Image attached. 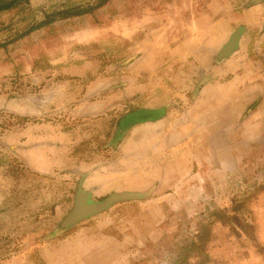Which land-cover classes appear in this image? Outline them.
Masks as SVG:
<instances>
[{"label":"rangeland","instance_id":"rangeland-1","mask_svg":"<svg viewBox=\"0 0 264 264\" xmlns=\"http://www.w3.org/2000/svg\"><path fill=\"white\" fill-rule=\"evenodd\" d=\"M96 1L0 11V264H264V0H107L19 37ZM92 85L74 115L60 89ZM137 99L165 120L114 140ZM81 187L141 195L63 226Z\"/></svg>","mask_w":264,"mask_h":264},{"label":"water","instance_id":"water-1","mask_svg":"<svg viewBox=\"0 0 264 264\" xmlns=\"http://www.w3.org/2000/svg\"><path fill=\"white\" fill-rule=\"evenodd\" d=\"M233 39L227 44L224 45L221 54H226L234 45L236 42V33L233 35ZM157 114L156 110L147 109V110H141L138 112H132L129 114L125 121H130L134 119H145V118H152ZM140 192L136 191H113L106 195L105 197L99 199V200H89L88 199V192L85 190H79L76 193V197L73 203V206L71 207L70 211L65 215L64 219L61 222V225L66 226L69 224H72L82 218H85L93 213H96L98 211L103 210L104 208L108 207L110 204H112L115 201L121 200V199H127L131 197H138L140 196Z\"/></svg>","mask_w":264,"mask_h":264},{"label":"trees","instance_id":"trees-1","mask_svg":"<svg viewBox=\"0 0 264 264\" xmlns=\"http://www.w3.org/2000/svg\"><path fill=\"white\" fill-rule=\"evenodd\" d=\"M29 0H0V11L3 10H8V9H12V8H20L23 7L25 5V3H27ZM252 2H257L260 0H251ZM105 2H107V0H97L94 3H88V4H73V5H67V6H59V7H54L51 10H46L43 13V17L41 19H39L38 21L31 23L29 25H27V27L20 32L19 37L23 36L24 34L29 33L32 30H35L39 27H42L46 24L51 23L53 20L57 19V18H63V17H67V16H71V15H78V14H82L85 12H89L91 10H93L96 7H99L101 5H103ZM6 43H0V46H4ZM165 106L159 107V109H164ZM141 111V110H147V108H140V101H136L134 105H132V108L130 111H128L124 116H126L127 114H129L130 112H134V111ZM145 119H152L150 117L145 118ZM121 119L119 120H115L116 126H115V130H114V140H116L117 138L120 137V135L124 134V131L127 130V128L129 127V125L133 122L136 121H141L144 120L143 119H134L130 122H128V124L123 125L121 123ZM117 137V138H116ZM146 194L149 192H145ZM144 192L142 193V196L145 194Z\"/></svg>","mask_w":264,"mask_h":264},{"label":"crops","instance_id":"crops-1","mask_svg":"<svg viewBox=\"0 0 264 264\" xmlns=\"http://www.w3.org/2000/svg\"><path fill=\"white\" fill-rule=\"evenodd\" d=\"M84 89H86L88 92L91 90L92 92L89 94V96L92 95L91 99H85L84 97ZM61 93L62 95L64 96V98L67 100L68 102V107L70 106L71 110H76L74 111V115H80L81 112L83 114H88V115H95L98 110L100 109L101 107V99H100V89L99 87L95 90V86L92 85V86H89L87 88H83V91H82V94H77L75 93L74 91H67L65 88H61ZM71 98H73L71 100ZM51 100L48 98V101ZM48 101H47V104H48ZM136 101H140V108H147V109H152V110H157V107L153 104H150V103H153L152 101H145L144 99H137ZM135 101V102H136ZM53 103V102H52ZM160 113V111H159ZM163 112H161L162 114ZM160 114V115H161ZM159 115V116H160ZM159 116L157 115V117H154L152 119H150L152 122H158V121H162V120H165L166 117L164 118H161L159 119ZM32 125L30 124V127ZM65 131H60V134H61V137L60 139H53V137L49 138L48 136L45 137L44 141L46 143H53V141L55 140H61L62 141V145L64 148H66L67 151L71 152L72 151V155H75V152H76V147H74V144L73 146L71 145V143L68 141V142H64L63 138H62V134H64ZM71 139V138H70ZM78 143V141H77Z\"/></svg>","mask_w":264,"mask_h":264},{"label":"flooded vegetation","instance_id":"flooded-vegetation-1","mask_svg":"<svg viewBox=\"0 0 264 264\" xmlns=\"http://www.w3.org/2000/svg\"><path fill=\"white\" fill-rule=\"evenodd\" d=\"M156 111H157V110H156ZM134 112H138V110H136V111H134ZM134 112H133V113H134ZM131 113H132V112H131ZM131 113H130V114H131ZM128 115H129V114H128ZM128 115H127V116H128ZM127 116H126V117H127ZM154 117H156V115H155ZM152 118H153V117H152ZM130 121H132V120H130ZM130 121H129V122H130ZM79 190H85L86 192H89V191H87L86 189H84V188H82V187H81V188H78V191H79ZM78 191H77V192H78ZM88 199H89V200H93V199H90V198H89V193H88Z\"/></svg>","mask_w":264,"mask_h":264}]
</instances>
